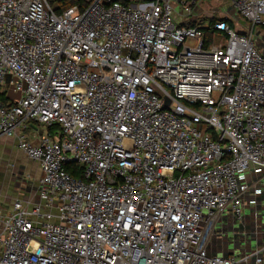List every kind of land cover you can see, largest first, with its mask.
Returning a JSON list of instances; mask_svg holds the SVG:
<instances>
[{
    "label": "built area",
    "instance_id": "2783aa9c",
    "mask_svg": "<svg viewBox=\"0 0 264 264\" xmlns=\"http://www.w3.org/2000/svg\"><path fill=\"white\" fill-rule=\"evenodd\" d=\"M67 1L0 0V136L40 170L0 205V264H262L206 244L262 193L264 0H228L232 26L192 24L199 0Z\"/></svg>",
    "mask_w": 264,
    "mask_h": 264
},
{
    "label": "rangeland",
    "instance_id": "374dc122",
    "mask_svg": "<svg viewBox=\"0 0 264 264\" xmlns=\"http://www.w3.org/2000/svg\"><path fill=\"white\" fill-rule=\"evenodd\" d=\"M228 0H199L197 5L199 7L196 8L195 13L199 16V22H205L204 25L208 23V20H212L214 18L226 17L230 20L232 18H237L236 11L229 5ZM196 5V6H197ZM179 12V10H176ZM235 28V26L233 25ZM255 39L254 44L257 49L264 55V28L259 27L254 31ZM168 103V101H167ZM1 142V147L5 150L4 153L0 152V172L4 174L6 177V181H9L6 186L7 191L11 192L15 189L14 180H18L21 183H25V177L34 176L38 169L36 165L29 161V159L20 151H15L14 146H12L7 140L3 139ZM39 173V171L37 172ZM34 174V175H33ZM19 177V178H18ZM36 177V176H34ZM24 178V181L23 179ZM31 178V177H30ZM16 182V181H15ZM205 212H203L204 214ZM245 210L242 212V216L244 217ZM242 217V220L244 218ZM237 221V227L235 229L238 236L242 234L243 229V221L237 220L236 216L232 215L229 210L223 212L222 217L217 221L213 233L206 244V252L209 254H217V255H225L228 256L230 254L225 251H220V247H226L232 241L231 233L229 232L233 221ZM239 224V226H238ZM254 227V223L252 225ZM227 227H230L227 229ZM246 227H249L246 225ZM222 231V235H217V232ZM236 235V236H237ZM237 254H233L235 257L239 256V251Z\"/></svg>",
    "mask_w": 264,
    "mask_h": 264
},
{
    "label": "crops",
    "instance_id": "0c3cea01",
    "mask_svg": "<svg viewBox=\"0 0 264 264\" xmlns=\"http://www.w3.org/2000/svg\"><path fill=\"white\" fill-rule=\"evenodd\" d=\"M197 7H199V6L197 5L196 7L193 8L194 9L193 10L194 20L191 21V23L192 24L205 23V22H199L198 21L199 16L195 13V10ZM211 21L212 20H208V23ZM0 94L4 97L3 101H7V100L10 101V100L15 99L17 97L16 92H14L12 90V87L10 86V83L8 81L5 82L4 84L0 85ZM39 133H42V128L36 126V124H30L28 127L23 129V131L21 132V134H24L25 137L28 138L29 140L36 139L37 136L39 135ZM3 139L7 140V142H9L12 146H14L15 151L20 150L18 148V138L17 137L0 136V152L4 153V151H5L1 147V145H2L1 142L4 141ZM36 167H37L39 173H37L38 172L37 171L36 173H34L35 175L34 174L33 175L38 177L40 175V170H39L37 165H36ZM34 176L33 177L30 176L31 178L25 177V183H21L18 180H14L15 189L13 191L9 192L6 189L7 188L6 186L9 184L8 183L9 181H6V177L4 176V174H2L0 172V205L7 206L15 198H25L26 199V198L30 197L33 194V191L35 190V183L33 180L36 177H34ZM22 179L24 181V178H22ZM259 186L262 189V193L258 196H254L256 199L255 204H249L247 202V198H245V203L243 206V210H245V214H244V217L242 216L244 218V220H242V218H240V220L243 221V223H242L243 231L244 230H251V228H253V226H252L253 223H254V225L256 224L257 213L260 210H264V175L261 176V182H260ZM246 225H248L249 227H246L244 229V227ZM233 226L234 225L232 224L231 228L227 227V229H229V228L233 229ZM240 235H242V234H240ZM219 250L225 251L226 253H228L230 255L237 254L236 250L233 249L231 245L226 246V247L221 246ZM238 258H240V257H238ZM248 264H251V262H249Z\"/></svg>",
    "mask_w": 264,
    "mask_h": 264
},
{
    "label": "water",
    "instance_id": "95a60500",
    "mask_svg": "<svg viewBox=\"0 0 264 264\" xmlns=\"http://www.w3.org/2000/svg\"><path fill=\"white\" fill-rule=\"evenodd\" d=\"M233 225V229L229 231L232 232L230 235L232 241L229 245H231L233 249L239 251L241 257L250 254L251 261L258 258L262 259V264H264V210H260L257 213L254 227L251 228V230L242 231V235L239 234L240 236H238L235 231L237 227L236 220L233 221Z\"/></svg>",
    "mask_w": 264,
    "mask_h": 264
},
{
    "label": "trees",
    "instance_id": "16d2710c",
    "mask_svg": "<svg viewBox=\"0 0 264 264\" xmlns=\"http://www.w3.org/2000/svg\"><path fill=\"white\" fill-rule=\"evenodd\" d=\"M75 0H70V1H67V2H63V5H64V7H66V6H68V5H70V4H72L73 2H74ZM223 20H225V21H227L228 23H229V25H231L232 26V22H231V20L230 19H227V18H222ZM214 21V19H212V22ZM210 29H206L205 28V32H206V36H205V38H206V41L208 42L209 40H210V38H211V34H210V31H209ZM3 99H4V97L0 94V100L1 101H3ZM66 169L71 173V174H73L74 176H78L79 174H80V172H79V167L78 166H76V165H72V164H69V165H67L66 166Z\"/></svg>",
    "mask_w": 264,
    "mask_h": 264
}]
</instances>
